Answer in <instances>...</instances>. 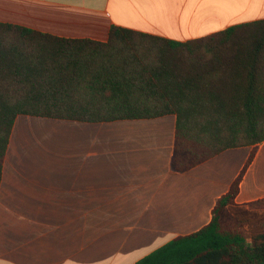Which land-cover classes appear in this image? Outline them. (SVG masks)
Segmentation results:
<instances>
[{
	"label": "crops",
	"instance_id": "1",
	"mask_svg": "<svg viewBox=\"0 0 264 264\" xmlns=\"http://www.w3.org/2000/svg\"><path fill=\"white\" fill-rule=\"evenodd\" d=\"M262 19L264 0H0V23L103 43L113 27L185 42ZM176 123L18 116L0 184V264H135L208 225L253 151L236 202L264 200V142L180 173ZM31 125L65 133L66 152L22 153Z\"/></svg>",
	"mask_w": 264,
	"mask_h": 264
},
{
	"label": "trees",
	"instance_id": "2",
	"mask_svg": "<svg viewBox=\"0 0 264 264\" xmlns=\"http://www.w3.org/2000/svg\"><path fill=\"white\" fill-rule=\"evenodd\" d=\"M20 115L88 123L176 115L171 167L180 173L261 144L264 19L185 42L113 27L103 43L0 23V184ZM254 157L208 225L135 264H264V209L236 202Z\"/></svg>",
	"mask_w": 264,
	"mask_h": 264
},
{
	"label": "rangeland",
	"instance_id": "3",
	"mask_svg": "<svg viewBox=\"0 0 264 264\" xmlns=\"http://www.w3.org/2000/svg\"><path fill=\"white\" fill-rule=\"evenodd\" d=\"M23 133L31 139L33 149L27 150L22 147V153L39 152V153H59L66 152L67 138L66 134L54 132L50 128L41 125H31L26 127ZM253 208L264 209V203H254Z\"/></svg>",
	"mask_w": 264,
	"mask_h": 264
}]
</instances>
